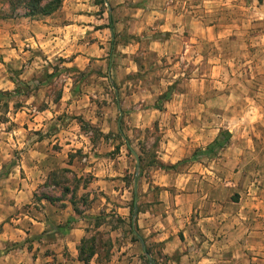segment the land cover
Masks as SVG:
<instances>
[{
  "label": "rangeland",
  "instance_id": "374dc122",
  "mask_svg": "<svg viewBox=\"0 0 264 264\" xmlns=\"http://www.w3.org/2000/svg\"><path fill=\"white\" fill-rule=\"evenodd\" d=\"M10 4L0 181L37 141L57 157L19 212L68 200L96 239L92 264H264V0H64L35 17L63 37L34 47L12 36L25 10ZM221 131L218 154L193 157ZM39 231L19 243H42Z\"/></svg>",
  "mask_w": 264,
  "mask_h": 264
},
{
  "label": "crops",
  "instance_id": "0c3cea01",
  "mask_svg": "<svg viewBox=\"0 0 264 264\" xmlns=\"http://www.w3.org/2000/svg\"><path fill=\"white\" fill-rule=\"evenodd\" d=\"M18 24L22 28L12 36L19 39L20 45L29 42L33 47L42 41L49 44L52 39L62 38L65 30L63 26L56 25L49 19L39 21L33 17H21ZM53 29L57 30L59 36H53ZM19 50L22 51L20 47ZM42 142L43 140L37 141L31 150L23 152L22 158L0 181V264H40L42 259L47 258H53V264H82L78 259V245L85 230L83 221L77 218L75 209L68 200L60 199L59 202L64 205L57 206V200L50 202L42 197L40 202L44 207L41 212L31 213L29 210H34L33 207H29L27 212H19L23 205L31 204L37 199V188L43 186L48 174L55 168L57 157L49 149L41 148ZM25 169L32 172L31 177H22L21 172ZM71 219L73 220L69 229L63 231L59 228L55 237L46 239L44 230L50 226L58 228L60 224L68 223ZM40 226L39 232L45 235L42 243L37 242L32 248L19 243L24 238L21 233L38 232ZM15 243H19L16 248L4 249ZM47 250H50V256L46 255ZM209 262L213 264V260Z\"/></svg>",
  "mask_w": 264,
  "mask_h": 264
},
{
  "label": "trees",
  "instance_id": "16d2710c",
  "mask_svg": "<svg viewBox=\"0 0 264 264\" xmlns=\"http://www.w3.org/2000/svg\"><path fill=\"white\" fill-rule=\"evenodd\" d=\"M63 1L64 0H49L48 2H45V0H10V3H11L10 5L14 8V10H19L20 8H24L25 11L21 14H17L16 15L17 17L35 18L37 16H48V15L53 14L55 11H57L62 6ZM3 3H4V0H3ZM109 27L113 30L112 25H110ZM4 94H8L9 96L12 95L11 92L0 91V95H4ZM14 94L15 95L22 94L21 87L19 85H17ZM230 138H231V133L229 131H221L212 143H210L204 149H198L194 153L193 157L197 155V152H201L203 153V155L218 154V152L226 146ZM12 165H14V163ZM161 166L163 168H174L176 167V164L167 166L162 163ZM44 197L50 202H54L56 200L50 195H45ZM135 199H136V194L134 192V199L131 203V215L133 217L137 215V211H138V207H137V203ZM74 209L76 211V207ZM101 216L97 218H100ZM72 220L73 219L69 220L68 223L72 222ZM100 224L101 223L98 222L97 226H99ZM95 241H96L95 238H92V240H90L89 238L84 237L82 238L80 244L78 245V252H79L78 259L82 262V264H92V259L96 254V249L94 247V245L96 244Z\"/></svg>",
  "mask_w": 264,
  "mask_h": 264
}]
</instances>
